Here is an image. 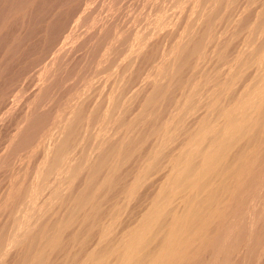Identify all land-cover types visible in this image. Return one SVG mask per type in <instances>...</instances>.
Returning a JSON list of instances; mask_svg holds the SVG:
<instances>
[{
    "label": "bare ground",
    "instance_id": "1",
    "mask_svg": "<svg viewBox=\"0 0 264 264\" xmlns=\"http://www.w3.org/2000/svg\"><path fill=\"white\" fill-rule=\"evenodd\" d=\"M172 3L165 24L120 34L126 50L103 55L83 85L96 89L75 92L40 139L33 181L7 188L0 264H229L259 238L247 229L263 216L264 0Z\"/></svg>",
    "mask_w": 264,
    "mask_h": 264
},
{
    "label": "rangeland",
    "instance_id": "2",
    "mask_svg": "<svg viewBox=\"0 0 264 264\" xmlns=\"http://www.w3.org/2000/svg\"><path fill=\"white\" fill-rule=\"evenodd\" d=\"M150 1L151 0H0V211L1 209L4 210V212H0V240L6 239L7 237L8 239L6 240H9V235L11 234L10 226L12 225V218L9 216H13V208L16 209L17 207L16 203V207L15 205L12 206L13 204L11 203L10 205L7 203V188L15 184V189L19 186L21 189L25 190L27 186H29L28 184L33 181L32 176L34 178L38 166L37 164L40 159L39 156L43 150H41V140L53 129L54 120L60 114H58V112L62 111V108L66 106L70 100L69 98H71L75 92H78V90L82 91L87 87L90 89L94 87L93 90L96 89L97 86L94 85H88L87 87L83 85L88 84L90 81L89 79L96 80L97 76H101L99 75V71L96 70L100 69L97 67L100 66V62L106 52L111 53V57L114 55L117 57L116 54H122V52L126 50L124 43L120 44L124 45L123 47L125 50L122 51L123 48H119L122 46L118 45V38L123 37L124 40L126 39V41L129 42L134 33L138 34L142 29L143 31L139 32L138 35H143L145 31L147 32L148 26L152 27L151 29L148 27L149 32L155 28V24H160L158 22V20L160 21V17V22L165 24V20L164 22L162 20L163 16L166 17L172 12L171 8V12H167V10L170 11V9H166V7H172L173 5L171 6V2L174 3L175 0H171V2H167V0H164L165 2L163 0H152L154 3L157 2L154 4L155 6H152L153 3H151V8L157 7L159 2L161 4L158 6L159 8L164 5L163 8L165 9L160 8L158 10L157 8H155L156 10L154 8H152L153 10L149 8ZM163 2L166 3V6ZM167 3L170 5L167 6ZM145 8L148 9L145 10ZM142 12L145 13L143 14ZM165 12L167 15H165ZM153 13L155 15H153ZM158 14L160 15L159 17ZM146 17L148 18L146 19ZM165 17L163 19H166ZM150 18H153V20L154 18L156 19L153 21L152 19L150 20ZM139 25L141 27L144 26L139 28ZM131 26L132 29L129 30ZM144 29L146 30L144 31ZM120 34L122 37H120ZM158 42L159 46L156 42L149 50L151 51L152 48L155 49L156 45L162 47L160 46V42L162 43L161 45L165 44L162 40ZM118 49H122V52H118ZM150 51L147 53L149 57L152 56L154 50L151 51L152 54L149 53ZM147 54L145 60L144 58L140 59L149 64L141 62L144 65L143 67L140 63L141 60L138 59L140 60L138 63L142 66H138V68L141 70L138 68L137 70L133 65L130 66L127 69V74L132 70V72H130L131 74L129 73L132 77L129 78L127 76V79H135L137 77L136 73L137 75H139L140 72L146 74L147 71L145 70L150 68V66L147 65H150L149 61L151 60V57L147 60ZM142 68L146 69L144 70ZM134 69H136L137 72ZM96 72L98 73L97 76ZM94 76H96V78ZM89 88L88 90H90ZM175 92L176 89L174 93ZM164 111L165 109L161 112ZM82 125L85 126L84 123H81V125H79L80 129L84 128ZM50 128L51 130H49ZM88 129H85L86 132L84 131L86 134H89L92 127L90 131H88ZM82 130L83 129H81L80 134L79 127L77 128L76 134L79 136L76 135L75 140H77L78 137L82 138L81 136L84 134ZM80 138H78L79 141ZM79 141H74L75 143L71 145L72 149L74 148L75 150L77 147L75 144L77 143L78 145ZM34 144L35 146H33ZM79 146L81 147L80 142ZM79 146L77 149L80 148ZM31 154L34 157L30 156ZM32 159L33 162H31ZM29 166L31 167L29 168ZM128 166L129 165H127V167ZM123 169L125 173L126 168ZM21 171L23 172L21 173ZM27 173L29 176H27ZM27 180L30 181L28 182ZM261 190L260 193H257V197L255 196L254 205L255 202L258 204L256 205L259 207L256 206V209L261 210L260 213L264 216V188ZM261 196L262 198H260ZM256 199H258L257 201L259 203L261 202L262 205H259ZM3 201H6L4 202L6 206L1 203ZM9 201H11V199ZM8 206L12 208L9 207V209ZM7 210L9 212L6 214ZM11 212H13L12 215ZM263 216H261L262 219H264ZM262 219L261 221L258 219L256 224H248L249 228L247 227V232H254L256 234H254L255 236L259 235V238L262 239L260 240L257 236V240L249 241V243H247L248 240H245V243L244 240L243 242L238 240L239 243L237 246L241 248L238 247L240 250L236 249V253L234 252V255L232 254L233 256H230L231 261H229V264H264V221ZM246 225L244 224V226ZM3 235H7V237L5 238ZM1 236H3V238ZM252 242L256 244L251 246ZM242 243L244 245L241 246L240 244ZM257 245H260V247ZM255 246H257V249ZM251 248L252 250H250ZM17 255H19V253ZM13 257H17L16 254L10 258ZM9 259L6 263L10 260L14 261V259L15 261H12V264L17 263L16 258ZM11 261L8 263L11 264Z\"/></svg>",
    "mask_w": 264,
    "mask_h": 264
}]
</instances>
